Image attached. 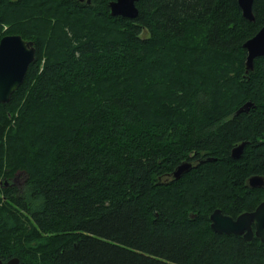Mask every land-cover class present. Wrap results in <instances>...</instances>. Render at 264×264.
<instances>
[{
  "label": "trees",
  "instance_id": "16d2710c",
  "mask_svg": "<svg viewBox=\"0 0 264 264\" xmlns=\"http://www.w3.org/2000/svg\"><path fill=\"white\" fill-rule=\"evenodd\" d=\"M113 1L0 0V41L37 48L0 104V259L264 264L259 239L210 221L264 202L247 186L264 177V58L247 74L243 48L264 0L255 23L236 0H140L135 19L113 17Z\"/></svg>",
  "mask_w": 264,
  "mask_h": 264
},
{
  "label": "water",
  "instance_id": "95a60500",
  "mask_svg": "<svg viewBox=\"0 0 264 264\" xmlns=\"http://www.w3.org/2000/svg\"><path fill=\"white\" fill-rule=\"evenodd\" d=\"M84 2L85 0H80ZM242 11V16L250 23H255L256 18L253 12L255 0H236ZM139 0H116L109 3L111 15L113 17H122L135 19L138 17L139 10L137 3ZM91 4V0H87ZM247 52L246 73L254 71L255 61L264 58V27L244 46ZM37 48L34 42L26 41L21 36H6L0 41V104H8L13 94L24 84L26 75L30 66L36 61ZM255 109L254 103L248 102L241 107L235 117L240 114H248ZM246 143L235 147L231 152V158L240 159L243 155ZM213 159L200 160L198 165L213 162ZM193 164L184 162L169 175L176 181L192 171ZM247 186L250 189H264V177L253 176L247 180ZM196 219V215L192 216ZM211 228L215 233L225 234L227 236H239L245 241H252L254 237L264 243V202H262L254 211L241 214L236 219L222 213L221 210H215L211 217ZM0 264H19L18 259H11L7 262L0 259Z\"/></svg>",
  "mask_w": 264,
  "mask_h": 264
},
{
  "label": "rangeland",
  "instance_id": "374dc122",
  "mask_svg": "<svg viewBox=\"0 0 264 264\" xmlns=\"http://www.w3.org/2000/svg\"><path fill=\"white\" fill-rule=\"evenodd\" d=\"M4 30H6V28H5ZM17 180H18L17 182H18L19 184L23 182V178H21V179H17ZM17 182H16V183H17ZM16 185H17V184H16Z\"/></svg>",
  "mask_w": 264,
  "mask_h": 264
},
{
  "label": "flooded vegetation",
  "instance_id": "af4514ba",
  "mask_svg": "<svg viewBox=\"0 0 264 264\" xmlns=\"http://www.w3.org/2000/svg\"><path fill=\"white\" fill-rule=\"evenodd\" d=\"M79 1H80V0H79ZM80 2H81V1H80ZM85 2L87 3V0H85L84 2H81V3H85Z\"/></svg>",
  "mask_w": 264,
  "mask_h": 264
},
{
  "label": "bare ground",
  "instance_id": "6f19581e",
  "mask_svg": "<svg viewBox=\"0 0 264 264\" xmlns=\"http://www.w3.org/2000/svg\"><path fill=\"white\" fill-rule=\"evenodd\" d=\"M140 1V0H139Z\"/></svg>",
  "mask_w": 264,
  "mask_h": 264
}]
</instances>
